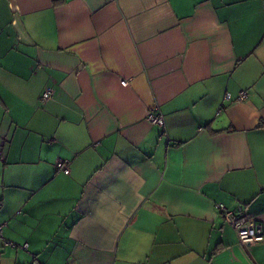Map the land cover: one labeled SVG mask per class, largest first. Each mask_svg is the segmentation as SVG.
Masks as SVG:
<instances>
[{"label": "crops", "instance_id": "0c3cea01", "mask_svg": "<svg viewBox=\"0 0 264 264\" xmlns=\"http://www.w3.org/2000/svg\"><path fill=\"white\" fill-rule=\"evenodd\" d=\"M217 203L264 220V0H0V264H264Z\"/></svg>", "mask_w": 264, "mask_h": 264}, {"label": "built area", "instance_id": "2783aa9c", "mask_svg": "<svg viewBox=\"0 0 264 264\" xmlns=\"http://www.w3.org/2000/svg\"><path fill=\"white\" fill-rule=\"evenodd\" d=\"M121 83L126 84L127 81L124 79L121 80ZM53 94V89L50 87L45 88L39 99L41 104L49 100ZM229 97L230 93H225V98ZM246 97V91H240L237 95L236 101L244 100ZM223 107L224 106L221 105V108ZM146 119L152 124L163 123L162 114L156 107L147 111ZM55 167L57 170L63 171L64 173L69 172L67 163L61 159H57ZM215 206L222 214L225 222L235 231L240 245L250 247L251 245L264 241V220L252 217L249 213L244 211L242 206H238L234 209L227 207L223 203H217ZM3 227L4 223H0V238H3ZM8 243L11 244L10 242ZM23 247H25V245H23Z\"/></svg>", "mask_w": 264, "mask_h": 264}]
</instances>
